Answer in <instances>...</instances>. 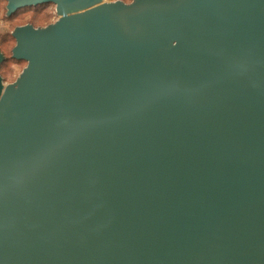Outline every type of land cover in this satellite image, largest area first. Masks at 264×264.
I'll return each instance as SVG.
<instances>
[{
	"label": "water",
	"instance_id": "1",
	"mask_svg": "<svg viewBox=\"0 0 264 264\" xmlns=\"http://www.w3.org/2000/svg\"><path fill=\"white\" fill-rule=\"evenodd\" d=\"M6 1L0 264H264V0Z\"/></svg>",
	"mask_w": 264,
	"mask_h": 264
},
{
	"label": "rangeland",
	"instance_id": "2",
	"mask_svg": "<svg viewBox=\"0 0 264 264\" xmlns=\"http://www.w3.org/2000/svg\"><path fill=\"white\" fill-rule=\"evenodd\" d=\"M105 1L110 2V1H116V0H105ZM121 1L130 3L133 0H121ZM6 11H7L6 5L4 6L3 4H0V41L3 36L7 38L8 34L12 33L16 26L31 23L35 27H43L50 23L55 22L59 18V15L56 12V7L53 3L47 5L40 12H33V11L29 12L28 11L24 14H19L12 20L6 19V15H7ZM15 44H16V41L7 39V43H5L2 46H4L6 49L10 51L11 47L13 49ZM26 65H27V61L25 60L9 61L8 65L6 66L7 73H6V79H4L5 84L15 82L17 78L20 76V74L22 73L23 69L26 67Z\"/></svg>",
	"mask_w": 264,
	"mask_h": 264
},
{
	"label": "trees",
	"instance_id": "3",
	"mask_svg": "<svg viewBox=\"0 0 264 264\" xmlns=\"http://www.w3.org/2000/svg\"><path fill=\"white\" fill-rule=\"evenodd\" d=\"M0 4H3L4 6L7 4V1L6 0H0ZM51 3H45V4H39V5H36V6H26V7H23V8H20L18 10H16L14 13H12L11 15H6V19H9V20H12L13 18H15L16 16H18L19 14H24L26 12H30V11H33V12H40L41 10H43L47 5H49ZM6 37H2L1 41H0V50L5 54L6 56V59L4 62L1 63L0 65V73L3 77V80L6 79V73H7V65H8V62L11 61V60H17V61H22V60H18V59H15L12 57V47H11V50L9 51L8 49H6L4 46L5 43H7V39H11L13 41H15V38L13 37L12 33H9L8 34V37L6 39H4Z\"/></svg>",
	"mask_w": 264,
	"mask_h": 264
}]
</instances>
